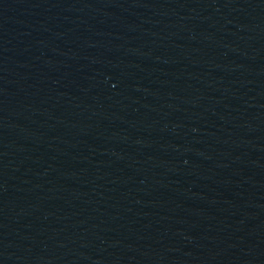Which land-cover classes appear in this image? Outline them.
Listing matches in <instances>:
<instances>
[{"label":"water","instance_id":"obj_1","mask_svg":"<svg viewBox=\"0 0 264 264\" xmlns=\"http://www.w3.org/2000/svg\"><path fill=\"white\" fill-rule=\"evenodd\" d=\"M0 264H264V0H0Z\"/></svg>","mask_w":264,"mask_h":264}]
</instances>
